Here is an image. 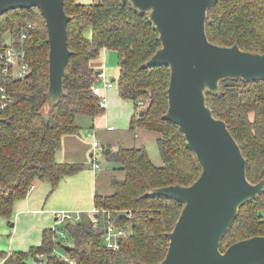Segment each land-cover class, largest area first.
<instances>
[{"label":"trees","instance_id":"obj_1","mask_svg":"<svg viewBox=\"0 0 264 264\" xmlns=\"http://www.w3.org/2000/svg\"><path fill=\"white\" fill-rule=\"evenodd\" d=\"M64 9L70 16V54L64 92L51 106L47 102L49 47L40 9L18 7L0 15V49L7 46V37L16 43L24 28L27 36L17 45L25 50L31 67L27 80H0L9 96L7 106L0 109V217L10 219L14 202L25 197L36 180L49 183L50 193L63 176L84 167L83 162L59 161L55 153L64 134L81 129L78 115L95 116L102 110L99 96L91 90L96 79L90 65L102 47L117 51L116 86L121 97L133 102L129 128L156 134L161 164L152 161L144 145H120L107 152V158L125 176L111 177V194H94V207L104 209L98 211L97 223L82 212L78 219H64L56 227L44 228L40 243L25 250H0V257L3 264H156L166 253L167 233L183 203L151 194L150 189L190 184L201 171L179 126L163 117L168 105L169 66L144 64L160 46L158 33L147 13H140L130 2L64 0ZM88 26L92 28L90 38L85 35ZM205 30L214 43H237L241 49L264 52V0H216L207 9ZM220 88L218 93L206 92L207 104L214 116L226 121L246 158L247 178L256 182L264 177V79L228 77L220 81ZM263 208L264 188L239 207L221 238L220 249L242 238L264 235ZM108 217L118 225L130 226L115 250L104 242ZM36 256L40 259L35 260Z\"/></svg>","mask_w":264,"mask_h":264},{"label":"water","instance_id":"obj_2","mask_svg":"<svg viewBox=\"0 0 264 264\" xmlns=\"http://www.w3.org/2000/svg\"><path fill=\"white\" fill-rule=\"evenodd\" d=\"M215 1L121 0L147 13L158 33L160 46L144 64L169 66L168 105L163 117L179 126L186 146L201 166L190 184L150 189L151 194L183 203L167 233L166 253L156 264H264V235L242 238L220 249L221 238L239 207L263 190L264 177L256 182L248 180L246 158L226 121L214 116L206 92H220V81L228 77L264 79V52L208 39L207 9ZM30 6H37L45 20L49 47L47 99L53 105L64 92L70 16L64 9V0H0V15L9 9Z\"/></svg>","mask_w":264,"mask_h":264},{"label":"crops","instance_id":"obj_3","mask_svg":"<svg viewBox=\"0 0 264 264\" xmlns=\"http://www.w3.org/2000/svg\"><path fill=\"white\" fill-rule=\"evenodd\" d=\"M91 34L92 28L91 26H88L85 29V35L90 38ZM108 50L109 49L102 47L99 52V55L90 60V65L95 72L100 69H103L106 72L107 77L113 80L115 83L114 86L105 89L108 99L106 112L98 113L95 116L79 115L77 117V122L79 125H81L79 123V118H84L85 120H88L87 125L91 124V128L104 127L106 120L107 122L109 120L110 122L111 120H114L115 124L111 123L107 126L106 131H100V135L105 136L104 140H106V145L102 147V152L104 153L106 158L107 152L115 150L120 145L126 147L145 145L142 143L147 139L148 136H151L149 133H144L146 130L142 128L131 130L129 128L130 117L128 118V120L126 119V123L124 122L120 126H118V114H115V116H113V113L117 111L119 106H130V111L132 115L133 102L130 99L123 98L120 96L118 88L116 86V77L109 75L105 68V62L107 61L106 58L110 59L111 56H113V54ZM112 65L117 70V76L119 71L118 62ZM83 125L86 124L84 123ZM122 127H126L130 132L134 133V136L140 139V144H137L135 143V141H133V145H128V142L132 141V138L124 133L123 143L119 142V140L121 139L116 137V133L125 130L127 131V129H123ZM104 132L109 133L108 135H105ZM85 133V131H81L80 129L77 133L64 134L61 139V145L55 153V156L59 161L83 162L84 167L75 173L63 176L58 182L57 186L50 193L48 192L51 195V199H48L47 196L44 197L45 194L43 195V193H40V190L45 191L49 189V183L46 182L48 186L46 187L45 185V187L43 188L40 182L44 181L36 180L34 182V189L28 192L25 197L18 199L14 202L13 211L10 219L0 217V224L1 222H5L10 225V227H12L13 229V234L15 235L17 232H25L28 233L29 236H34L31 243L38 244L41 241L42 230L46 227L56 226V212L76 210L81 212H89L92 208H94L93 197L95 193L109 195L113 192V187L110 183L111 177L115 176L118 179H122L125 176V171L123 169L118 168L115 164L113 166H110L109 170L111 172L97 171L98 169L93 168L89 162L91 142H87L84 139ZM87 136H90L88 132ZM158 160L159 159H156L155 162L152 159V161L157 165L159 163ZM116 170L120 171H117L116 173ZM48 193L47 195H49ZM16 239L14 242L12 241V243H9L7 252H10L14 249H28L26 248V242L17 243ZM3 262L4 258L0 257V264H3Z\"/></svg>","mask_w":264,"mask_h":264},{"label":"built area","instance_id":"obj_4","mask_svg":"<svg viewBox=\"0 0 264 264\" xmlns=\"http://www.w3.org/2000/svg\"><path fill=\"white\" fill-rule=\"evenodd\" d=\"M30 24H26V27H29ZM27 36L26 30L22 29L20 37L17 39L16 43L9 41L7 46L3 49H0V80L4 78L10 79H22L27 80L30 78L31 67L25 58V50L22 46L17 44L21 43L23 38ZM95 82L91 85V90L93 93L99 96V105L102 109L107 106V95L106 90L109 87L114 86V81L109 79L106 75V72L103 69L98 70L95 73ZM101 82V83H99ZM9 101L8 92L6 87L0 83V109L7 106ZM139 103H142L139 101ZM90 136L94 137V132H88ZM98 142L93 140L92 142V151L90 152L91 156V165L93 168L98 169L101 167L100 161L97 156L98 152ZM34 187L32 184L28 192ZM98 211H104L100 208H92L89 212V216L92 219L93 223H97ZM81 211H59L56 212L57 223H60L64 219H78L81 215ZM125 215V214H124ZM56 227V226H55ZM130 232V226H122L116 224V220L108 217L106 222V227L104 231V242L106 246L112 250H115L119 247V240L125 238ZM58 233L65 237L63 230H59Z\"/></svg>","mask_w":264,"mask_h":264},{"label":"rangeland","instance_id":"obj_5","mask_svg":"<svg viewBox=\"0 0 264 264\" xmlns=\"http://www.w3.org/2000/svg\"><path fill=\"white\" fill-rule=\"evenodd\" d=\"M78 2H82V3H91L93 1H96V0H77ZM7 43H9L10 41V38L7 37ZM109 49L108 51L111 52L113 54V56H111L110 59L106 58L107 61L105 62V68L108 72L109 75L111 76H116V68L112 65L114 63H117L118 62V54H117V51L115 49H112V48H107ZM110 63V64H109ZM47 102H48V99H47ZM128 104V103H127ZM49 105V103H48ZM130 105V104H129ZM51 106V105H49ZM106 109H107V106L106 108L102 109L100 113H105L106 112ZM117 112V113H116ZM113 113V116H115V114H118L117 115V124L118 126H120L122 123H126V119L128 120V118L130 117L131 115V111H130V106H119L117 111ZM121 114V115H120ZM79 116V115H78ZM82 117H87V116H82ZM79 123L82 125L81 126V131H85V140L87 142H91V147H90V152L92 151V142L93 140H97L98 142V152H97V156H98V159L100 161V164H101V167L102 168H98L97 171H109L111 172L109 169H110V166H113L114 164L117 165L116 162L112 161V160H109L105 157L104 153L102 152V147L104 145H106V140H104L105 136H101L100 135V131H106L107 130V126L110 125L111 123L112 124H115L114 123V120H110L107 122L106 120V123L104 125V127H101V128H91V124L87 125L88 124V120H85L84 118H79ZM86 124V125H83V124ZM115 126V125H114ZM117 126V125H116ZM88 128V129H86ZM119 128V127H118ZM123 129H127V131H120V132H114L116 133V137L117 138H120L121 140H119V142L123 143V140H124V134L128 135L129 137L132 138V141H129L128 142V145H133V141H135V143L137 144H140L139 141L140 139L139 138H136L134 136V133L130 132L128 130V128L126 127H122ZM121 129V128H120ZM138 129H141V128H138ZM94 132V137L93 136H87V132ZM140 131V130H138ZM145 131V130H143ZM112 132V131H110ZM137 132V130H136ZM102 133V132H101ZM109 132H104L105 135H108ZM124 133V134H123ZM144 133H149L151 136H148L147 139L142 143V144H145L144 146L146 147L148 153H149V156L151 159H153L154 161L156 159H159V163L160 164V160H161V156L159 154V150H158V147H157V143H156V134L151 132V131H148L146 130ZM139 134V132H138ZM116 142V141H115ZM118 142V141H117ZM89 162L91 164V156L89 155ZM156 162V161H155ZM92 166V165H91ZM117 171H120V170H116L115 172L117 173ZM41 186L44 188L45 185L46 187L48 186V184L44 181V182H40ZM34 188H32L30 191H32ZM29 191V192H30ZM49 189L45 190V191H42L40 190V193H43L44 197L47 196L48 199H51V195L48 193ZM47 193L50 195H47ZM263 217H264V208L262 209L261 211ZM17 238V239H16ZM34 238V236H29L28 233H25V232H22V233H19L17 232L16 235L13 234V229L12 227H10V225H8L7 223H2L0 224V250H3V251H7L8 250V246H9V243H12V241L14 242L15 239H16V242L19 243V242H26V245L28 248L30 245H32V239ZM16 250V249H14Z\"/></svg>","mask_w":264,"mask_h":264},{"label":"bare ground","instance_id":"obj_6","mask_svg":"<svg viewBox=\"0 0 264 264\" xmlns=\"http://www.w3.org/2000/svg\"><path fill=\"white\" fill-rule=\"evenodd\" d=\"M96 73V72H95Z\"/></svg>","mask_w":264,"mask_h":264}]
</instances>
